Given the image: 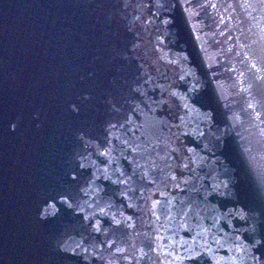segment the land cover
I'll return each mask as SVG.
<instances>
[{
	"label": "water",
	"instance_id": "95a60500",
	"mask_svg": "<svg viewBox=\"0 0 264 264\" xmlns=\"http://www.w3.org/2000/svg\"><path fill=\"white\" fill-rule=\"evenodd\" d=\"M0 264H264V0H0Z\"/></svg>",
	"mask_w": 264,
	"mask_h": 264
}]
</instances>
